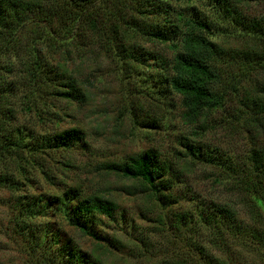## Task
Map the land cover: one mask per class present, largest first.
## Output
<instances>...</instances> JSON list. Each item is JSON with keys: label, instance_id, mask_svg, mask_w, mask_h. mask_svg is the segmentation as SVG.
Instances as JSON below:
<instances>
[{"label": "trees", "instance_id": "1", "mask_svg": "<svg viewBox=\"0 0 264 264\" xmlns=\"http://www.w3.org/2000/svg\"><path fill=\"white\" fill-rule=\"evenodd\" d=\"M252 4L260 7L257 13L249 10ZM89 39L123 69L142 75L149 104L179 97L181 118L193 125L195 137H181L176 160L210 166V176L222 177L228 193L241 198L230 205L182 187L178 196L183 179L177 164L154 149L98 166L134 181L140 193L167 207L182 197L191 202L189 210L171 214L178 246L158 264H245L244 251L264 264V144L255 146L264 134V0H0V190L11 194L12 230L25 242L30 263L109 264V248L118 250L122 241L104 228H135L108 194H84L61 177L74 162L59 154L87 148L84 133L49 128L61 121L55 101L87 98L65 63L71 54L83 57ZM53 55L66 57L53 63ZM217 111L248 135L252 147L245 154L224 153L198 139L206 117ZM148 118L144 127L161 126L157 117ZM37 173L54 191H27ZM65 226L94 247L82 249Z\"/></svg>", "mask_w": 264, "mask_h": 264}, {"label": "rangeland", "instance_id": "2", "mask_svg": "<svg viewBox=\"0 0 264 264\" xmlns=\"http://www.w3.org/2000/svg\"><path fill=\"white\" fill-rule=\"evenodd\" d=\"M170 1L175 5L183 2ZM259 8L258 5L252 4L249 10L254 14ZM86 42L84 56L79 58L71 54L73 58H67L65 65L87 98L82 103L55 101L56 107L52 109L59 111L61 121H57V125L51 122L49 128L63 130L75 127L81 130L87 148L77 147L68 153L61 152L59 157L65 158L67 155L74 162V166L64 168L65 174L60 175L68 183H78L84 194L97 191L108 194L118 205L119 210L133 220L134 229L124 230L122 226L112 225L104 228L108 235L122 241L118 250L109 248L105 256L109 264H158L162 258L173 255L175 246H178L177 241L172 238L175 230L171 228L170 219L173 218L171 214L189 210L191 202L182 197L177 203L167 207L149 194L140 193L139 185L134 181L113 173L105 174L101 170H96L98 166L107 161L120 162L130 155L154 149L162 158H168L177 164L180 179H183V183L176 189L178 196L181 193L178 187H182L183 191L189 190L188 194H194L199 199L226 202L230 205H239L241 198L236 192L228 193L227 184L222 177L215 179L214 176H210L212 171L210 166L199 163L192 165L188 159L183 158L176 160V157H179L177 150L182 149L181 137H195L193 125L181 118L179 97L171 95L169 101H163L169 104L155 102L153 105L149 104L145 96V87L148 84L142 80L140 73L123 69L124 65L116 60V57L105 54L102 46L93 44L90 39ZM140 44L147 49L163 51L166 56L171 53L170 49L168 51L161 45L159 47L149 42ZM65 57L53 55L51 60L53 63L62 62ZM143 71L146 74L145 68ZM141 101L144 102V107L139 109L136 106ZM224 114L221 111L209 114L206 117L207 121L205 120L209 123L208 127L198 139L210 147L219 148L224 153L241 156L252 147V143L240 128L232 129L230 124H225ZM150 116L160 120L159 128L150 129L141 124ZM263 144L264 134L260 136L255 146ZM49 165L57 166V163ZM33 178V187L29 188L28 192H33V189L54 191V188L46 184L40 173L35 174ZM10 199L9 191L1 189L0 264H33L30 263L32 257L25 247V242L12 230L13 212L9 204ZM239 215L246 222L251 221L242 210ZM162 220L164 223H161ZM63 229L82 249L90 250L94 247L92 239L72 227L65 226ZM142 237L147 241L145 245L140 243ZM240 258L245 264L259 263V256L249 251L242 252Z\"/></svg>", "mask_w": 264, "mask_h": 264}]
</instances>
